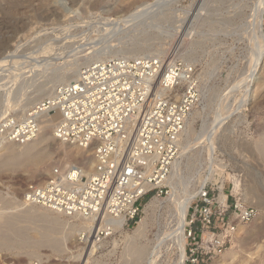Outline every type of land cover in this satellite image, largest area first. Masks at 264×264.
Returning a JSON list of instances; mask_svg holds the SVG:
<instances>
[{
    "label": "rangeland",
    "instance_id": "374dc122",
    "mask_svg": "<svg viewBox=\"0 0 264 264\" xmlns=\"http://www.w3.org/2000/svg\"><path fill=\"white\" fill-rule=\"evenodd\" d=\"M147 1L151 0H0V60L9 53L8 51H19L18 56L36 55L39 59H51L52 63L46 68H40L36 73L27 68L22 76L13 74L7 68L9 63L0 69V120L10 115L24 119L26 111L28 115L36 110H31L34 101L47 97L46 92L39 91L40 85H47L46 88H49L55 85L66 71L79 65L82 67L91 60L112 57L136 58L133 55L160 56L182 59L194 65L200 76L203 100L192 113L187 132L181 140L177 160L179 166L174 168L168 183L170 193L158 198L155 210L146 211L144 208L141 222L147 223V236L138 240L142 245H152V251L157 247L155 251H150L154 254L151 260H157L155 264H176L180 253L176 241L170 235L178 227V210L188 193H197L204 186L212 185L211 187L216 189L215 194L220 198L229 194L233 196L232 200L240 199L246 205L252 206L246 201L245 194L254 191L264 202V56L258 69L256 64L254 67L253 62L257 63L259 43L250 31L248 23L257 0H179L172 9L170 8L171 11L165 12V17L162 16L163 19L168 18L162 24L164 31L182 25L181 35L185 42L181 43L179 38H167L168 35H157L161 31L153 29V34L140 38L146 41L150 39L145 43L137 44L129 42V39L122 41L124 44L111 43L116 46L112 49L113 52L122 51L118 56H88L95 48L98 52L105 48V44L94 47L88 42V33L90 30H96L94 25L100 18L103 22L107 18L122 16ZM198 7L202 8V11L197 21L192 15L185 16L177 10L195 11L200 9ZM72 8L80 12L70 15L69 10ZM178 20L184 22L175 23ZM92 37H96L95 34H92ZM81 46H84V52L76 56L66 55ZM124 48H128L127 51ZM124 51L131 52V55L122 56ZM251 74L254 76H250ZM48 114L51 117L54 113ZM48 137L47 142L39 145L47 154L50 153L51 165L46 173L47 180L53 168H61L64 159H69L70 164L65 165L67 168L84 166L85 173L92 171L91 166H94V163L90 151L62 143L52 138V135ZM183 146H186L185 150L182 149ZM16 149L21 150L23 147ZM210 157L216 159H209ZM35 180H38L37 183L46 181H39L36 170L32 167L1 168L0 212H20L22 208L27 211L28 207L21 204L22 196L25 188ZM150 201L148 200L146 205ZM257 210L258 217L239 231L238 241L233 245L234 251H231L232 247L213 263L219 261L220 264H264V209ZM33 211L41 214L22 225L30 228V231H27L30 238L32 236V239L39 240L44 237L47 241L48 244L39 248L40 250L36 249L35 253L42 255L44 261L49 264H74L85 261H88L86 264H125L128 238L134 235L141 223L110 240L105 247L97 249L98 252L93 248L85 250L79 245L78 237L83 231L77 229L78 231L73 232L72 240L68 242L70 245L61 246V253L57 244L63 233L58 231L60 225H57L60 223L61 227L67 228L68 223L78 221L47 213L39 207ZM50 224L54 226L51 231ZM13 253L0 251V264H4L9 258L11 263H18L20 256L18 252L14 255ZM21 257H25L24 263L35 260L27 258L25 253H22ZM143 264L149 263L146 260Z\"/></svg>",
    "mask_w": 264,
    "mask_h": 264
},
{
    "label": "built area",
    "instance_id": "2783aa9c",
    "mask_svg": "<svg viewBox=\"0 0 264 264\" xmlns=\"http://www.w3.org/2000/svg\"><path fill=\"white\" fill-rule=\"evenodd\" d=\"M202 100L198 71L182 59L112 57L82 66L77 79L56 88L37 110L59 115L58 141L91 152V176H84V166L55 167L48 180L25 188L22 202L91 221V231L78 237L85 250L109 244L138 226L148 200L169 195L181 140ZM35 113L4 117L0 139L20 145L37 139ZM211 186L201 188L190 206L184 264L213 263L259 215L232 195L221 200Z\"/></svg>",
    "mask_w": 264,
    "mask_h": 264
},
{
    "label": "bare ground",
    "instance_id": "6f19581e",
    "mask_svg": "<svg viewBox=\"0 0 264 264\" xmlns=\"http://www.w3.org/2000/svg\"><path fill=\"white\" fill-rule=\"evenodd\" d=\"M178 1L179 0H151V1L145 2L142 5H138L134 11H130L128 13H125L124 15L121 14L122 16H118V17L116 16V18H110V19L104 18L106 20H103V22H101L102 19L100 18L101 20L99 19V21L96 22V24L94 25V27H96V30L95 29L93 31L90 30V32L88 33L90 36L88 42H89V45L94 46V47L101 45V44H105V48H102L101 51H99V52H98V49L95 50L96 49L95 48L91 54H88V56H99V57L100 56H118V55H120V53L122 51L116 50L113 52L112 49L115 48L116 46H113L111 43L118 42L119 44H121L126 39H129V42H137V44H138V42H144L145 43V42L150 41V39H148L146 41V40H143L140 38H143L144 36L148 37V35L153 34V32H152L153 29L161 31L157 35H165L166 37L168 35L169 37H167V38H171L173 40L179 38L181 43L185 42L186 40L182 39L183 35H181L182 28H183L182 25H179L176 27L174 26L175 28H173L169 31L168 30L164 31L165 27L162 24V22H164L165 19L168 20V18L163 19L162 16L165 17L166 15L164 16V14H167L165 12L170 10V8L172 9V6L174 4H176ZM203 3H201V4H203ZM198 8H200V7H198ZM177 10L181 11V14H184L185 16L192 15L193 19H196V21H197V18H199V16L201 15L200 12L202 11V8L195 10V11H193L192 9H184V10L177 9ZM77 12H80V11L78 9H73V8L69 10L70 15H76ZM167 17H170V16H167ZM249 19H250V21L248 23L249 29L252 32V34L254 35L255 40L259 43V45H257V46H259V50H258L257 55H256L257 56V63H256V61H255V63L253 62V65L256 64V68H257L258 65L260 64L261 60L263 59V56H264V0H257L256 1L254 7L252 8V13H251ZM174 20H176V19H174ZM180 22L183 23L184 20H180V21L178 20L175 23H180ZM90 27H91V24H90ZM248 30L246 32H248ZM92 34H95L96 37L91 38ZM185 35L187 36V34H185ZM150 38H151V36H150ZM187 40H188V38H187ZM126 41H128V40H126ZM129 42H128V44H129ZM52 44L54 45V43H52ZM51 47H52V45H51ZM83 47L84 46L73 49L72 53H70L71 55L70 54H66V55L76 56V55L85 51V50H83ZM49 48H50V46H49ZM127 49H125V50L127 51ZM49 50L50 49H48V51ZM131 50H132V48H131ZM8 52L9 53L5 57H3L2 60H0V69L2 67L6 66L7 63H9L7 68L11 72H13V74H19V76L24 75L25 69H27V68H31L30 72L36 73V71H39L40 68H46V67L52 65V63H50L51 59L50 60L49 59L44 60L43 58L39 59L38 58L39 56H36V55H34V56L30 55V57L29 56H18L17 54L19 53V51H14V52L8 51ZM136 52H137V50H136ZM40 53H38V54H40ZM49 53H50V51H49ZM43 54L45 55V53H43ZM125 55L126 56L131 55V52L126 53L124 51L122 53V56H125ZM133 56L137 57L138 55H133ZM96 58H98V57H96ZM54 59H56V58H54ZM21 60H23V62ZM19 61H21V63H19ZM92 61L93 60H91V62ZM86 62H88V61H86ZM82 65H84V64H82ZM80 67L81 66L79 65V67H76V68L73 67L72 69L66 71V73L63 74L62 77L60 76L61 78H58V81H56V84L49 87V88H46L47 85H45V86L40 85V87L38 88L39 91L44 92V93L46 92L45 94L47 97H44L43 99H37V101H34L35 103H33V106L31 107V110L36 109L34 111L36 112L35 115H36V118H37L38 123H39V135H38L37 139H35L34 141H31L25 145H20V144L11 142V141H6L4 135H1V139H0V152H1V154H0V169L1 168L16 169L19 167H25V168H28V167L31 168L32 167L33 169L36 170L37 178L39 179V181L47 180V177H46L47 174L46 173H47L49 165H51L50 164L51 158L49 156L50 153L47 154L43 149H41V147H39V145L42 142H47L49 140V137H48L49 135L50 136L52 135V138H55L54 128H55V124H56V121L58 120L59 115L57 113H54L50 117V115L48 113H41L40 110H37V108L41 107L42 103L45 100L52 99V97L54 95V89H55V87H58L57 85L63 86V85L69 84L73 80L77 79ZM254 67H255V65H254ZM255 72H256V70H255ZM250 76L253 77L254 75L251 74ZM250 76H249V78H250ZM27 113H28V111L25 112L24 116H26ZM210 137H209V140H210ZM206 141H208V140H206ZM211 146H213V145H211ZM17 147H19V148L23 147V149L17 150L16 149ZM53 147H54V145H53ZM182 149L185 150L186 146H183ZM58 150H59V148H58ZM211 154H213V153H211ZM211 158L212 157H210L209 159H211ZM213 158L216 159V157H213ZM60 164H61V162H60ZM66 164H70L69 159H64L63 163L61 164L62 170H65L67 168V167H65ZM176 166H179V162L175 163L174 168H176ZM93 168H94V166H91V169H93ZM174 168H173V171H174ZM172 174H173V172H172ZM84 176L90 177L91 172H89V173L84 172ZM36 181L38 182V180H35V182ZM236 181H234V185H235ZM238 186H240V185H238ZM234 188H237V187H234ZM199 193H200V191H198L197 193L196 192L195 193H188V195L185 196L186 198L182 204V207L178 210V214H179L178 215V224H177L178 227L173 232V234L170 235L176 241V245H177V247L179 249V253H180V257L178 258L179 260L177 261L176 264H184L185 247L187 244V237H186L187 235L185 233L186 227H187V216H188V212H189V209H190L192 202L199 195ZM245 195H247L246 201L250 202L252 207L254 206L255 208L260 209V210L264 209V202L261 200V197L258 194H255L254 191H251V193H249V194L247 193ZM221 197H222V198H220L221 200L226 199L225 196H221ZM157 203H158L157 197L151 199V201L145 206V210L146 211L155 210ZM21 204L28 207L27 211H26V209H25L26 207H25L24 208L25 210H22L23 209L22 208V209H20L21 210L20 212H0V251H8V252H14V253L18 252V255L20 256L18 263H20V262L24 263V261H25V257H21L22 253H25L26 257L29 258L30 260L35 259V260L43 261V260H45L44 257L40 254H36L35 250L45 247L48 244L47 241L44 239V237H42V239H39V240L34 239V238L32 239V236L30 238L29 235L27 234V231H30V228L28 229L27 226L22 225V223H27V222L32 221L38 214H41V213L33 211L34 208H36V206L25 205L23 202ZM21 204H19V206ZM39 208H42L47 213L56 214L59 216H64L62 214L56 213V212L51 211L49 209H45L43 207H39ZM263 212H264V210H263ZM69 219H72V218H69ZM74 220H77L78 223H72V224L68 223L69 227H67V228L61 227L60 223L57 225V226L60 225L58 227V231L63 233V236L59 238L60 239V242L58 241L59 244H57V245H59L58 251L61 253L63 251V248L61 246L68 247V245H70L68 242L72 240V237L74 236L73 232H75L78 229L80 231H83L80 233V235H82L83 233L90 232L91 228L93 227L91 221L89 222V221L80 220V219H74ZM50 223H51V221H50ZM53 224H52V226H53ZM52 226L50 224V227H51L50 231L54 227V226L53 227ZM244 229H245V227H244ZM242 230H243V227L240 228L239 231H242ZM146 231H147V223L145 221H142L139 224L136 231L134 232V235L132 237L128 238V244H127L126 254H125L126 255L125 264L126 263L127 264L128 263L129 264H143L144 262H146V260L149 264H155V261H157L155 259L151 260V258H153V256H154V254L151 252L155 251L157 249V247L156 248L154 247V250L152 251L151 250L152 245L149 247L148 245H142L138 242V240L141 237H145ZM60 232H59V234H60ZM149 243H151V241ZM160 244H158V245H160ZM57 245H56V247H57ZM104 246H105L104 244H102L101 246L89 245L88 248H93V250L94 249L100 250V248H102ZM65 249H67V248H65ZM65 249H64V251H65ZM93 250H92V252H94ZM98 250H97V252H98ZM231 251H234V247H233V249H231ZM14 253H13V255H14ZM9 259H6L4 264H12L11 260H9ZM156 263H158V262H156ZM60 264H64V263H60ZM213 264H220V262L216 261Z\"/></svg>",
    "mask_w": 264,
    "mask_h": 264
}]
</instances>
